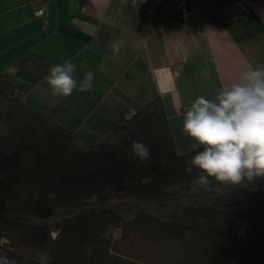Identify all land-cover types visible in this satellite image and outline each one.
Returning a JSON list of instances; mask_svg holds the SVG:
<instances>
[{"label": "trees", "instance_id": "16d2710c", "mask_svg": "<svg viewBox=\"0 0 264 264\" xmlns=\"http://www.w3.org/2000/svg\"><path fill=\"white\" fill-rule=\"evenodd\" d=\"M27 91L0 70V254L16 264H38L40 252L51 264H264L261 183L189 204L172 220L119 210L194 191L197 170L185 169L195 151L175 149L159 95L99 142L83 144L28 105ZM133 141L152 158H134Z\"/></svg>", "mask_w": 264, "mask_h": 264}, {"label": "crops", "instance_id": "0c3cea01", "mask_svg": "<svg viewBox=\"0 0 264 264\" xmlns=\"http://www.w3.org/2000/svg\"><path fill=\"white\" fill-rule=\"evenodd\" d=\"M192 1L197 12L179 21L130 0H0V70L28 89V105L83 144L159 95L175 149L188 153L196 141L182 132L183 109L200 96L214 99L248 66L264 67V0ZM65 61L76 66L68 97L45 81ZM89 71L92 87L81 92Z\"/></svg>", "mask_w": 264, "mask_h": 264}, {"label": "clouds", "instance_id": "9594fccd", "mask_svg": "<svg viewBox=\"0 0 264 264\" xmlns=\"http://www.w3.org/2000/svg\"><path fill=\"white\" fill-rule=\"evenodd\" d=\"M70 61L53 64L45 81L54 95L68 97L77 88ZM93 73L85 74L79 91L91 89ZM182 132L193 138L195 155L186 161V173L197 175L191 180L193 190L212 191L213 179L218 185H236L264 177V67L242 72L218 91L214 99L196 98L183 109ZM200 146H203L202 150ZM134 158L150 160L149 148L141 142L130 144ZM219 190V188H217ZM38 264H51L47 252L36 256ZM0 264H16L0 254Z\"/></svg>", "mask_w": 264, "mask_h": 264}, {"label": "rangeland", "instance_id": "374dc122", "mask_svg": "<svg viewBox=\"0 0 264 264\" xmlns=\"http://www.w3.org/2000/svg\"><path fill=\"white\" fill-rule=\"evenodd\" d=\"M213 179L212 191H204L203 189H197L189 193L188 195L163 202H141L136 205H132L129 208H120L119 210L126 216H132L136 212L144 210L147 211L162 220H172L176 215H178L184 207L189 204L193 205H210L213 201L220 197L229 196L241 186L248 185L250 183H261L264 185V177L254 178L253 181H245L236 185H218V183ZM219 188V190H217Z\"/></svg>", "mask_w": 264, "mask_h": 264}, {"label": "built area", "instance_id": "2783aa9c", "mask_svg": "<svg viewBox=\"0 0 264 264\" xmlns=\"http://www.w3.org/2000/svg\"><path fill=\"white\" fill-rule=\"evenodd\" d=\"M132 3L146 8L151 13L162 12L172 20H184L192 13L197 12V4L192 0H130ZM36 15H42L43 9H39Z\"/></svg>", "mask_w": 264, "mask_h": 264}]
</instances>
